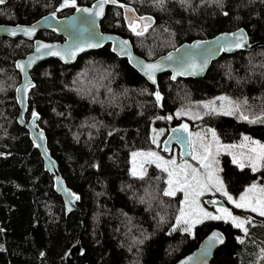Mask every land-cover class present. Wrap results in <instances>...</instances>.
I'll return each instance as SVG.
<instances>
[{"label": "trees", "instance_id": "trees-1", "mask_svg": "<svg viewBox=\"0 0 264 264\" xmlns=\"http://www.w3.org/2000/svg\"><path fill=\"white\" fill-rule=\"evenodd\" d=\"M92 1L76 0V7ZM61 4L8 0L0 5V23H29L46 13L65 16L74 10ZM124 4L152 18L143 36L126 25ZM237 28L244 29L250 41L264 40V0H118L107 6L100 21L102 31L127 37L133 51L145 59L184 41ZM38 37L61 40L52 30ZM31 47L29 40L0 37V264H65V253L77 242V264H173L213 228L225 241L209 264H264V218L236 209L253 218L244 244L236 239L243 236L241 230L224 220H204L192 234L178 229L169 235L180 193L163 196L165 172L155 165L147 166L143 180L128 171L130 151L152 146L150 125L167 129L182 122L174 116L181 109L199 112L201 124L223 142L246 134L264 143V123L205 115L199 107L221 94L242 104L246 100L242 110L249 116L264 115V46L221 54L200 78L173 81L168 73L159 74L156 85L113 54L109 44L80 54L69 65L52 58L38 63L30 72L33 87L26 92L24 117L38 113L60 178L80 196L78 210L68 213L53 189V175L44 170L39 151L16 121L14 90L20 76L14 62ZM157 86L162 106L152 95ZM220 176L234 195L256 178L249 167L241 169L227 156L221 158Z\"/></svg>", "mask_w": 264, "mask_h": 264}, {"label": "snow or ice", "instance_id": "snow-or-ice-1", "mask_svg": "<svg viewBox=\"0 0 264 264\" xmlns=\"http://www.w3.org/2000/svg\"><path fill=\"white\" fill-rule=\"evenodd\" d=\"M118 0H99V11L92 12L91 9L84 8V9H77L78 11H83L88 13L89 16H101L103 15V8L105 4L112 3L117 4ZM216 3H220L221 0H215ZM5 0H0V5H3ZM160 3H163V0H160ZM121 7H125L124 5H120ZM64 7H76V0H62L61 8ZM93 7H96L95 5ZM59 10V9H58ZM127 11L131 12L134 11L131 8H128ZM225 16L228 15L227 12L223 13ZM55 15V13H53ZM129 20V29L132 33L136 36H143L148 29L151 27L152 18L151 17H126ZM92 24L95 21H91ZM22 31L24 35L31 37L34 32L35 28H22L19 29ZM12 36L17 35V31L13 30L10 33ZM232 36L234 39L230 43H226L220 46L221 50L231 51L233 48H244L246 43V38L243 29H241L237 33H233ZM219 39V38H218ZM127 41L121 43V53L122 55H127L129 60L131 61V53L127 52ZM100 44H88V47H99ZM52 45L50 44H39L36 48V52H40L43 50H50L52 49ZM197 50L198 53L193 52L189 53V58L185 59L183 56L174 57L171 53L168 54L167 57H162L160 61L153 62V63H143L139 64L140 70L143 74L147 77L149 81L153 85H156V72L163 70L164 67L168 66L165 64V61L173 62L177 65L176 68L173 69V75L170 77L171 80L175 81L178 76H186V75H199L202 74L205 69L207 68L209 58L215 55V52L212 49H205L202 48L201 44H196L191 46ZM82 47L78 49H69L66 50L64 54L60 51H47L46 55L51 56H67L69 59H74L76 56L77 51H83ZM113 51H116L114 48ZM177 52L180 50L177 49ZM150 54V53H149ZM197 55L202 57V59L197 62ZM34 62L30 60L28 65L26 66L24 63H17L16 67L22 71L26 70V67H30L31 64ZM65 62L67 63L68 60L66 59ZM33 87L31 84H25L23 89H17V92H27V90ZM109 91H111L109 89ZM154 96L155 102L158 105H161V101L163 97L159 91V87L157 86L156 90L152 93ZM219 102V105H217ZM247 101L237 102L232 100L227 96H219L216 99L203 103L199 105L205 109V115L216 113L228 116H237V118L241 121H245L249 124H256V123H264V115L258 116H249L245 114L242 110L243 105H246ZM176 117L179 118L181 116L189 115L192 119H200V113H191L190 111L181 109L176 112ZM33 118V123L39 119V115L37 112L33 111L31 113ZM168 120L173 119L172 116L167 117ZM211 131L213 141L216 143V154H219L221 148H235L236 145H220L218 137L214 130ZM173 132L178 133H188V138H184L180 135L176 137V140L180 144H187L189 148L192 147L193 142L191 141L190 137L192 133L188 131V125L182 124L179 129H173ZM111 135V133H109ZM197 137H200V133L196 134ZM41 139L43 138V133L40 134ZM203 140L202 137H200ZM152 142L155 144L157 143V138L154 136ZM167 143V142H165ZM39 146V145H37ZM241 148H247V153H240L239 157L237 155H233V163L237 164L238 167L243 169L244 167H250L252 172L261 171L264 169V144H261L259 141L252 140L248 136H244L242 138V142L240 144ZM201 148L203 149L202 153L192 155V159L198 161L199 168L192 167L191 165L187 164L186 162L177 164L175 159H171L168 161L163 160L162 157L158 155V153L149 151V152H137L133 153V168L131 170V175L133 177H137L141 180L144 179L146 175V169H144L143 164L140 165L139 171L137 170V166L135 164L136 157H143L145 162L147 163H154L158 168H160L163 172L167 173V180L166 184L167 187L163 190V196L165 197H174L177 192H182L184 195V201L182 202L187 207V211L185 207H181L179 211V215L176 216L175 224L171 228V235L172 232L182 230L185 233H191L193 228L198 223H203L204 220H224L225 222H231L232 226L241 230L243 236H237V242L240 244L245 243V237L249 235V225L253 223L252 217H245L241 219L240 217L233 216L232 213L227 208H218L217 212L220 213L219 215H214L210 212L205 211L203 208L199 206L198 197L203 195L205 191L214 188L216 191L221 192L224 195L229 203H232L236 208L245 209L251 213L256 214L257 216L264 218V186L259 184L253 183L244 192L240 195L239 199H234L228 192L225 190L224 181L223 179L217 175V169L215 165L218 163L215 160V157L212 154L211 144H204L201 143ZM165 151H168V148L165 147ZM192 153H189L191 155ZM247 161L245 164L244 161ZM204 169L203 172L200 169ZM73 201H78L80 196L75 193H70ZM71 211V208L68 209ZM139 243H143V241H139ZM224 239L220 233H213L209 237V247L215 246V244H223ZM261 252L264 253V249H261ZM207 255V249L202 252V256ZM264 258V256H262ZM193 260V257H188L186 260L182 261L181 264H189L190 261Z\"/></svg>", "mask_w": 264, "mask_h": 264}, {"label": "water", "instance_id": "water-1", "mask_svg": "<svg viewBox=\"0 0 264 264\" xmlns=\"http://www.w3.org/2000/svg\"><path fill=\"white\" fill-rule=\"evenodd\" d=\"M7 1L8 0H5V3ZM94 5L96 7H93ZM108 5H112V3H108L104 5L103 15L101 16H89L88 13L77 10V9L88 8L91 9L93 13L99 11V0H94L88 5L77 6L76 8H74V10L71 13L65 16H57V15H53V13H46L29 23H15V24L0 23V37H8L11 39L22 38L25 40L32 41V47L30 51L26 53L24 56L16 59L14 62L15 69L17 70L20 76V81L14 90L15 101L18 106L16 121L18 125L26 129L29 139L39 151L40 156L42 158L44 170L47 171L50 175H53V189L61 197L65 213L69 212L68 211L69 208H71V211L78 210V206L76 204L77 201L72 200V197L70 195L71 193L70 189H68L64 185L62 179L60 178L57 172L56 162L50 157L48 153V150L46 148V139H45L44 131L39 128L37 120L33 123L32 116L29 117L28 119L24 117L25 107H26V93L23 91L19 93L17 92V89H23L25 84H32L30 78V72L38 63L46 59L52 58L58 60L62 64L69 65L73 63L80 54L90 50L98 49L104 44H109L110 50L113 54H115L120 58H125L128 65L132 69H134L139 75H141L143 79H145L149 84H152L151 81H149L147 77L143 74V72L140 70V67L138 65L143 63L158 62L162 57H167L169 53H171L174 57L183 56L185 57V59H188L189 53L199 52V50L191 47L193 45L201 44L202 48L212 49L215 52V55L209 58L207 68L202 74L177 77V79L179 78L195 79L202 77L209 68V66L211 65V63L214 60H216L221 54L229 55L239 50L248 51L255 47L264 46V40L250 41L248 39L246 31L243 29L246 38V43L244 48H239V49L233 48L231 51L221 50L220 46L226 43H230L234 39L232 34L237 33L242 29V28H237L232 31H221L212 37H208L204 39L194 38L191 39L190 41H184L179 45H177L175 48L155 58L145 59L133 51L131 42L127 37H122L119 34L102 31L100 29V21L103 18ZM124 6L125 7H122V12H123L124 21L127 26H129V20L126 17H132V18L149 17L146 15L139 16L135 13V11L129 12L127 11V9L128 8L132 9V7L127 4H124ZM91 21H95V23L92 24ZM22 28H35V32L31 37H29L24 35L22 31H19V29ZM13 30L17 31L16 36H12L10 34ZM46 30L54 31L59 37H61V40H45L39 38L38 33ZM124 41L128 42L126 48H127V52L131 53V61L129 60V57L127 55L120 54L121 53L120 45ZM97 43L100 44L101 46L88 47V44H97ZM39 44H50L53 47L50 50L42 49L40 52H36V48L38 47ZM80 47H82L84 50L77 51L74 59H69L67 56H64V58H62L61 56H51L45 54L47 51H60L62 54H64L66 50L69 49L75 50ZM114 48L116 49V51H113ZM177 49H179L180 51L177 52L176 51ZM33 59L34 62L31 64L30 67H26L25 71H22L16 67L17 63H24L27 66L29 61ZM66 59L68 60L67 63L65 62ZM196 59L197 62H199L202 59V57L197 55ZM165 64L168 66L164 67L163 70L156 72L155 74L156 79L159 74H163V73H168L169 77L173 75V69L176 68L177 65L173 62H168V61H165ZM182 124H187L188 131L190 132V125L186 121H182L174 125H169L166 129V133L164 137L159 143V150L164 156H170L172 154L173 147H175L176 157L177 160L179 161L186 160L190 156L189 146L187 144L182 145L178 143L176 140V137L178 135L184 138H188V133L173 132L174 128L179 129ZM41 132L43 133L42 139L40 137ZM165 147L168 148V151L164 150ZM203 204L207 208H226V204L224 203V201L222 199L215 197L204 198ZM82 230H83V224L81 227V231ZM213 233H220L225 241L224 234L218 228H213L202 239H200L197 242L196 246L191 251L178 258L173 264H181L182 261L186 260L190 256L193 257V260L190 261L189 264H209V261L212 258L215 250L220 245H222V244H215V246L209 247V237ZM80 236L81 233L79 235V238ZM205 249H207V255L202 256V252H204ZM80 253H81V248L77 242L75 245L70 247L68 251L65 253L64 256L65 264H77L75 263V258ZM81 264H87V263H81Z\"/></svg>", "mask_w": 264, "mask_h": 264}, {"label": "rangeland", "instance_id": "rangeland-1", "mask_svg": "<svg viewBox=\"0 0 264 264\" xmlns=\"http://www.w3.org/2000/svg\"><path fill=\"white\" fill-rule=\"evenodd\" d=\"M219 96H225V95H221V94L220 95H216L213 98H210L208 100H204L202 102V104L206 103V102H209V101H212V100L216 99V97H219ZM217 105H219V102H217ZM185 110L190 111L191 113H196V111H192V110H189V109H185ZM175 114H176V112H174V116H175V118H177ZM200 116L202 118L201 114H200ZM201 118L200 119H192V118H190L189 115H185V116H181V117L177 118L178 120H181V121H186V120L192 121L191 124H190V133H192V136L190 137V139L193 142L192 147L190 148V153H192V154L189 156L188 159L183 160V161L177 160L176 148L175 147H173V151H172V154L170 156H164L160 152L159 143H160V141L162 140V138L165 135L166 126H163V125L154 126V124H151L150 125V139H151L152 146L149 149H147V150L134 149V150L130 151L129 156H128V171L130 172V174H131V170L133 168V159H134L132 154L133 153H137V152L153 151V152L158 153V155L160 157H162L163 160H165V161H168V160H171V159H175L177 161V164L186 162L187 164L191 165L192 167L199 168L200 166H199L198 161L193 160L192 159V155H196V154H199V153L203 152V149L201 148V143L211 144L212 145V148H211L212 154L215 157V160L218 162L215 165V167L218 170L217 171V175H219V176H220V169H221V158L223 156H227L229 158V160L233 163V155H237L239 157L240 153H245V154L247 153L248 149L246 147L245 148H241L239 146H240V144L242 142V138L244 136H248V135L241 134L238 139H236L235 141H232V142H223V141H221L218 138L220 145H236L237 147H235V148H221L220 151H219V154L217 155L216 154L217 145L213 141L211 131H209V130H213V129L208 127V126H206V125L201 124ZM197 133H200V137H202L203 140H201L200 137H197V135H196ZM154 136L157 138V143H155V144L152 142ZM248 137H250L252 140L259 141L261 144H264L263 142H261L260 140L254 138V137H251V136H248ZM244 162H245V164H247L246 160ZM135 164L137 166V170L138 171H139V168H140L141 164H143L144 169H146L147 166H149V165H155L156 166V164H154V163L145 162L144 158L143 157H139V156L135 158ZM235 165H237V164H235ZM250 170H251V168H250ZM200 171L203 172L204 169L201 168ZM255 174H256L255 180L252 183H250L249 185H246L241 192H239L236 195L231 194L229 192H228V194L231 195L234 199L238 200L240 195L244 192V190L247 189L251 184L256 183V184H259L261 186H264V169H262L261 171L255 172ZM166 180H167V173L165 172V188L167 187ZM179 193H180V196H181L179 211H180L181 207H185V209L187 211L186 205H184L182 203L184 201V195H183L182 192H179ZM206 197H210V198L215 197V198L222 199L224 201V203L226 204V208L232 213L233 216L240 217L241 219L246 217V216H244L245 214H240L239 212L236 211V209H240V208H236L232 203H229L227 198L224 195H222L221 192L216 191L214 188H211V189L205 191L203 195H201V196H199L197 198L199 206L201 208H203L205 211L210 212V213H212L214 215H219L220 214V213L217 212L218 208H207V207L204 206L203 199L206 198ZM232 209H234V210L232 211ZM241 210L246 211L245 209H241ZM179 211H178L177 215H179ZM249 213H251V212H249ZM174 224H175V221H174ZM189 234H192V232L189 233Z\"/></svg>", "mask_w": 264, "mask_h": 264}]
</instances>
